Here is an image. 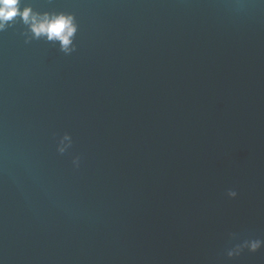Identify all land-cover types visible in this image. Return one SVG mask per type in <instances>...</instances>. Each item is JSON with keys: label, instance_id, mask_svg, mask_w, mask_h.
Returning <instances> with one entry per match:
<instances>
[{"label": "water", "instance_id": "obj_1", "mask_svg": "<svg viewBox=\"0 0 264 264\" xmlns=\"http://www.w3.org/2000/svg\"><path fill=\"white\" fill-rule=\"evenodd\" d=\"M26 7L76 32L0 30V264H264V0Z\"/></svg>", "mask_w": 264, "mask_h": 264}, {"label": "clouds", "instance_id": "obj_2", "mask_svg": "<svg viewBox=\"0 0 264 264\" xmlns=\"http://www.w3.org/2000/svg\"><path fill=\"white\" fill-rule=\"evenodd\" d=\"M19 3L20 0H0V30L19 15L26 24L30 25L31 31L36 37L46 36L48 40H58L62 50L65 52L70 50L71 38L76 32L74 18L71 15H40L34 13L30 7L20 11ZM231 195H235V193H231ZM260 244V241L251 242L249 251L258 250Z\"/></svg>", "mask_w": 264, "mask_h": 264}]
</instances>
